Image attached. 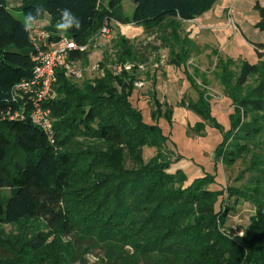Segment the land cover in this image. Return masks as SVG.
<instances>
[{
  "label": "trees",
  "instance_id": "trees-1",
  "mask_svg": "<svg viewBox=\"0 0 264 264\" xmlns=\"http://www.w3.org/2000/svg\"><path fill=\"white\" fill-rule=\"evenodd\" d=\"M131 1L134 11L126 19L122 14L124 0H107L106 5L101 0H20L15 6L8 0H0V223L41 221L48 233H35L24 246L28 248L27 255L33 256L54 246L52 253L47 252L54 264H72L74 255H79L81 250L91 253L97 249L104 251L101 264H186L184 259L190 263L198 245L205 243L209 247L212 243L218 246L211 251H221L226 246L227 252H234V264H264V240L251 244L246 255L234 245L228 247L226 239L217 238V233L212 236L201 231L214 227V205L224 193L203 191L209 208L196 212V207L203 206L199 200L202 185L213 183V177L195 179L183 188L184 174L169 171L172 162L164 161L162 151L166 138L159 127L144 123L141 111L131 102L137 89L135 81L141 80L136 66L119 74L106 69L103 77L94 75L91 83L87 81L89 84H72L74 77L64 69L58 70L56 96L45 104L51 110L52 134L32 123L31 103L17 87L33 77L36 51L30 34L34 29L47 33L49 45L65 39L85 46L96 32L109 25L107 21L116 19L148 29L169 22L174 29L176 22L202 16L218 0ZM64 9L69 10L67 17L61 16ZM258 10L257 27L264 30V7ZM29 14V26L25 30L24 21ZM77 19L79 28H76ZM58 22L70 27L61 31L56 27ZM118 46V61L138 60L136 47L127 38H121ZM253 47L259 61L257 64L245 61L236 84L243 87L254 76H260V80L251 97L234 98L231 129L219 145L217 155L228 167L243 159L244 154L251 155V163L243 173L255 176L264 172L256 166L259 163L251 149L253 143L258 144L260 137H264V44L253 43ZM86 54L72 50L69 59L81 62ZM182 58L183 54L177 53L169 63L179 64ZM204 108L207 112V106ZM16 113L19 115L15 116ZM237 127L236 139L240 142L228 150L226 140ZM203 128L204 123H197V132ZM74 135L114 146H149L156 152L153 159L142 161L144 168L140 171L123 170V174L108 171L104 175H112L114 179L102 193L103 200L96 205L103 209L92 205L89 210V226L79 224V213L66 203V194L77 171V158L73 152L64 151V147ZM109 159L100 163L106 165ZM129 171L131 174L126 175ZM203 213L209 214L204 216L208 221L199 218ZM228 215L229 211H224L223 218ZM65 239L72 243L63 242Z\"/></svg>",
  "mask_w": 264,
  "mask_h": 264
},
{
  "label": "rangeland",
  "instance_id": "rangeland-1",
  "mask_svg": "<svg viewBox=\"0 0 264 264\" xmlns=\"http://www.w3.org/2000/svg\"><path fill=\"white\" fill-rule=\"evenodd\" d=\"M8 1L13 6L20 2ZM101 1L107 4V0ZM258 7H264V0H218L202 16L176 22L175 30L169 22L148 29L116 19L107 21L109 25L103 27L109 31H103L102 27L92 36L85 59L74 63L81 76L71 81L72 84H89L87 81L91 83L94 75L103 77L106 69L118 73L115 71L118 67L136 66L141 80L135 81L137 89L131 102L141 111L144 123L159 127L166 138L162 151L164 161L172 162L169 171L184 174L183 188L195 179L213 177V183L202 185L199 200L203 206L196 207V212L209 208L203 191L222 190L224 193L214 205V227L201 231L212 236L217 233V238L226 239L228 247L234 245L246 255L251 244L264 240V172L255 176L243 173L252 160L247 154L228 167L217 155V149L231 129L234 98L251 97L260 80V76H254L243 87L236 84L242 64L245 61L257 64L259 61L253 43L264 44V30L257 27L260 20ZM12 10L16 13V9ZM133 11V2L124 0L123 18L131 17ZM121 38H127L136 47L137 61H118V41ZM177 53L183 54L180 63H169ZM93 65L98 66L97 70H92ZM64 98L60 96V99ZM199 122L204 123L201 132H197ZM238 132L239 127L229 135L226 149L230 150L240 142L236 139ZM65 145L64 151L73 152L77 158V171L66 194V203L79 213L77 222L82 226H89L90 209H103L96 205L103 200L102 193L114 179L112 175L104 176L108 171L112 174H123V170L140 171L144 168L142 161L148 162L156 153L149 146H114L80 135L72 136ZM251 149L259 163L256 166L264 171V137H260L258 144L253 143ZM108 157L111 159L108 164L100 163ZM130 171L126 175H130ZM4 194L8 195V191L4 190ZM226 210L229 215L223 218ZM206 215L209 216L203 213L199 218L208 221ZM39 231L48 233L41 221L23 220L15 225L0 223V264H54L47 255L55 250L54 246H49L47 252L39 256L27 255L24 242ZM62 241L71 242L68 239ZM210 246L199 244L191 262L184 259L186 264H229L230 261L234 264V252H227L223 245L221 251H211L218 246L213 243ZM79 247L75 246L77 250ZM103 255L104 251L100 249L91 253L81 250L79 255H74L72 264H101Z\"/></svg>",
  "mask_w": 264,
  "mask_h": 264
},
{
  "label": "built area",
  "instance_id": "built-area-1",
  "mask_svg": "<svg viewBox=\"0 0 264 264\" xmlns=\"http://www.w3.org/2000/svg\"><path fill=\"white\" fill-rule=\"evenodd\" d=\"M103 28V31H109L107 27ZM30 38L36 51L33 77L22 81L17 89L23 92L31 103L29 117L32 123L51 135L53 131L51 110L45 104L56 96L54 85L57 82V72L64 69L69 75L75 78L80 77L81 73L75 68L74 62L69 59L70 52L72 50L84 52L87 50V45H77L65 39L57 44L49 45L47 33L40 29H34ZM97 68L92 66V70H97ZM131 69V66L124 65L116 68L115 71L119 73ZM18 115L19 113L15 114V116Z\"/></svg>",
  "mask_w": 264,
  "mask_h": 264
},
{
  "label": "clouds",
  "instance_id": "clouds-1",
  "mask_svg": "<svg viewBox=\"0 0 264 264\" xmlns=\"http://www.w3.org/2000/svg\"><path fill=\"white\" fill-rule=\"evenodd\" d=\"M69 15V10L67 9H64L61 11V16L62 17H67ZM30 16L31 14H29L25 21H24V28L25 30L27 29V27L29 26L28 24V21L30 19ZM57 29L61 30V31H66L68 29V27H70V25H68L67 23H61V22H58L57 25H56ZM80 27V23H79V20L77 19V25H76V28H79Z\"/></svg>",
  "mask_w": 264,
  "mask_h": 264
}]
</instances>
